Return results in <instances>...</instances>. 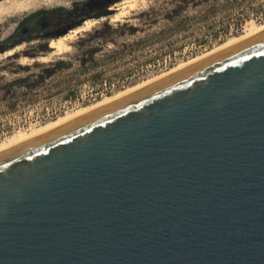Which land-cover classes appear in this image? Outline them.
Wrapping results in <instances>:
<instances>
[{"label": "water", "instance_id": "95a60500", "mask_svg": "<svg viewBox=\"0 0 264 264\" xmlns=\"http://www.w3.org/2000/svg\"><path fill=\"white\" fill-rule=\"evenodd\" d=\"M0 264H264V31L0 153Z\"/></svg>", "mask_w": 264, "mask_h": 264}, {"label": "rangeland", "instance_id": "374dc122", "mask_svg": "<svg viewBox=\"0 0 264 264\" xmlns=\"http://www.w3.org/2000/svg\"><path fill=\"white\" fill-rule=\"evenodd\" d=\"M10 1L11 5L6 3L9 13L0 18V47L26 18L44 11L71 10L75 4L89 2ZM22 1L30 4L20 10L15 3ZM112 16L102 18L106 21L82 34L71 45V52L54 56L48 63L22 64L24 59L39 60L50 55L51 42L43 38L23 43V51L0 61V146L238 38L250 23L264 24V0H149L122 23H112ZM58 62L70 66L48 78L50 70H57ZM18 80H27V84L18 88Z\"/></svg>", "mask_w": 264, "mask_h": 264}, {"label": "bare ground", "instance_id": "6f19581e", "mask_svg": "<svg viewBox=\"0 0 264 264\" xmlns=\"http://www.w3.org/2000/svg\"><path fill=\"white\" fill-rule=\"evenodd\" d=\"M147 1L149 0H124L118 4H116L115 6L112 7V10H117V13L115 15H113L110 20L112 23H122L125 21V19L129 18V16L132 15L133 12H136L140 9L141 6L145 5L147 3ZM6 3H9V5H11V1L10 0H7L5 1ZM6 3H0V18L3 17L4 15H7L9 13V9H7V5ZM29 1H22V2H18V3H15V6L18 7V9L20 10H23L25 9L26 7L29 6ZM106 21V19H102V20H89L87 21L85 24H83V26L77 28L76 30L70 32L68 35L64 36V37H61L57 40H53L51 43H50V48L52 49V52L50 53L49 56H46V57H42L40 58L39 60H31V61H28L27 59H24L22 64L23 65H29V63L33 64L35 62H40V63H48L51 61V58L54 57V56H61V55H64V54H67L69 52H71L72 50V47L71 45L73 43H75L77 41V39L84 33H88V32H91L98 24H100L101 22H104ZM264 31V24H260V25H257L255 23H250L248 26H247V29H246V33L238 38H235L227 43H224L223 45L211 50V51H208L207 53H204L203 55L193 59V60H190L189 62L187 63H184L172 70H169L168 72L166 73H163L153 79H150L148 81H145L144 83L142 84H139L133 88H130L128 90H126L125 92H122L114 97H111V98H107L106 100L102 101V102H99L93 106H90V107H87L79 112H77L76 114H73V115H69L67 117H65L64 119L58 121V122H55L47 127H44V128H41L31 134H20L19 136H17L13 141L9 142V143H6L2 146H0V153L2 152H5L15 146H18L22 143H25V142H28L36 137H39L43 134H46L52 130H55L59 127H62L78 118H81L89 113H92L112 102H115L123 97H126L142 88H145L157 81H160L161 79H164L174 73H177L227 47H230L242 40H245L247 38H250L258 33H261ZM24 47L23 46H19L18 48L16 49H13V50H10L8 52H6L4 55H2L0 57V61L1 60H4V59H8V58H11V57H14L16 54H18L19 52L23 51Z\"/></svg>", "mask_w": 264, "mask_h": 264}, {"label": "flooded vegetation", "instance_id": "af4514ba", "mask_svg": "<svg viewBox=\"0 0 264 264\" xmlns=\"http://www.w3.org/2000/svg\"><path fill=\"white\" fill-rule=\"evenodd\" d=\"M108 9L109 8L98 9V4L88 7L87 3H83L75 4L71 10L56 9L52 12H40L35 16L26 18L19 29V34H16V36L8 44H3L0 47V51L14 46L17 42L22 40L25 41L28 39L43 38L47 41V43L52 42L53 40H57L69 34L68 32V34L64 36L59 35V32L63 31L66 27H73L82 20L88 21L91 20V18H99L105 14Z\"/></svg>", "mask_w": 264, "mask_h": 264}, {"label": "trees", "instance_id": "16d2710c", "mask_svg": "<svg viewBox=\"0 0 264 264\" xmlns=\"http://www.w3.org/2000/svg\"><path fill=\"white\" fill-rule=\"evenodd\" d=\"M103 15H104V14H103ZM103 15H102V16H103ZM19 32H20V31L18 30V31L15 33V35H14L13 37H11L9 40L6 41L5 44H8L9 42H11V40L16 36V34H19ZM104 33H105V32H104ZM99 34H101V33H99ZM102 34H103V33H102ZM97 39H100L99 36L97 37ZM26 42H29V43H30V42H32V39H28V40H25V41H23V40H22V41H19V42H17L14 46L8 47V48H6L5 50L0 51V55H1L3 52L9 51V50L13 49L14 47H17V46H19V45H22L23 43H26ZM45 48H46V51H45V52H48L49 50H48L47 46H46ZM89 54L93 55V54H94V51H90ZM69 66H70L69 63L58 62V63L56 64V68H57V70H50V71L48 72L47 77H48V78H52V77H54V76L57 74L58 71L64 70L65 68H68ZM26 84H27V80H18V81L15 82V85H17L18 88H22V87H24Z\"/></svg>", "mask_w": 264, "mask_h": 264}]
</instances>
